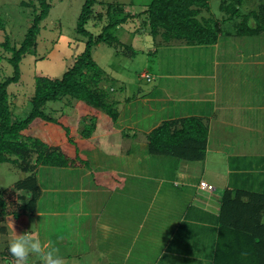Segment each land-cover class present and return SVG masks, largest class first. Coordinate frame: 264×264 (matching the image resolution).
Returning <instances> with one entry per match:
<instances>
[{
    "label": "rangeland",
    "instance_id": "rangeland-1",
    "mask_svg": "<svg viewBox=\"0 0 264 264\" xmlns=\"http://www.w3.org/2000/svg\"><path fill=\"white\" fill-rule=\"evenodd\" d=\"M100 1L101 3L94 8V15L95 17L101 15L102 20H90L87 23V29L93 31V33H99L102 27L108 23V13L115 19H121L129 14L131 16H128L126 23L114 27L110 30V33L121 43L131 46L137 54L134 57L117 54L105 44H99L92 48L93 59L108 75L118 81L115 88H111L109 84L106 86L110 90L108 101H116L112 105V109L117 111L118 117L113 121L105 111H99L96 128L91 137L95 136L96 139L100 140L108 136L111 138L107 137L108 140H113L112 143H115V145L111 147L109 143L108 146L95 148L88 153L87 156L92 166L89 168L93 170L94 168H102L103 164L112 168L122 167L128 171H133L135 178L148 179L150 185H146L148 187L144 193L134 195L133 200H136V204H132L127 198V202L131 203V205H128L131 209L127 211L125 219L117 211L120 208L116 209L115 205H113L114 208L107 207L100 221L93 219L91 223L92 231H94L98 243L105 239V247L101 252L106 257L111 259L117 257L116 260L119 264H149L150 261L145 258L142 262L137 263L138 258L141 257L137 251L138 247H136L139 246L140 240L138 242L134 240L139 227L142 228L144 225L151 224L148 218L142 216L144 206L147 205L144 203L143 198L156 197L157 177L162 175V171L169 175L172 174L178 168L177 164L180 161L171 157L153 156L147 152L146 135L157 127V118H159L161 112V110L157 112V86L166 85L164 83L166 77H161V75H171L189 70L195 71L200 67L202 69L204 59H208L205 63L209 61L206 53H213L216 49L211 46H203L201 53L198 52L197 54L193 50H184V44L181 42L172 40L165 44L161 43L162 40L159 36L152 37L148 34L147 27L144 24L145 16L141 15L139 17L138 14L139 11H143L145 5L151 0ZM130 1L132 5L129 4ZM23 2H26L27 5H22ZM47 3L50 4V10L47 17L39 25V32L35 40L36 44L20 62L21 76L19 82L11 84L7 88L10 95L9 102L13 119H23L30 111L29 98L34 92L35 78L38 76L51 79L60 77L67 67L72 64L74 57L80 54L85 46L87 38L75 31L84 0H47ZM220 3L221 0H210V12L214 19L222 21L227 16L221 11ZM261 3H264V0H242V4L238 6L239 13L243 14L256 10ZM37 5V0H0V79L12 74V68L7 62L10 53L5 50L2 43L7 37L11 44L19 45L33 20V6L37 7ZM109 5L111 7L108 12ZM203 15L208 16L207 13ZM95 24L96 26L92 28L91 26ZM222 29L224 32L230 31L231 35L221 38L223 40H221V44L219 43V54L224 57L228 56L235 61L222 62L225 63V66L219 67L221 72L225 71V68H230L232 72L235 71L230 76V78L232 77V84L230 83L231 85H228L227 88L237 89L236 91L242 92L245 95L244 99H246L249 97V93L251 95V91L258 85L257 83H259L258 87L260 88L264 85V33L254 37L236 36L232 21L225 23ZM199 62L201 66L198 65ZM210 67L213 68L214 66L211 65ZM205 68L210 70L209 65H206ZM237 76L239 77L237 78ZM101 85L105 87V85ZM254 95L256 98L257 94ZM262 96L264 97V94L260 93L257 99ZM255 98H252L253 101L256 100ZM81 104L76 100L64 99L61 103L51 104L53 105L51 107L57 110V116L61 113L66 114V123L79 132L83 128L80 122L82 117L78 113ZM171 104L172 113L176 111L177 116H180V113L177 112V109H179L178 102H172ZM181 106L183 107L185 104L181 103ZM188 108L186 107V109ZM221 113H217L218 116ZM128 150H131V155L127 157L126 151ZM104 157L113 158L115 161L103 162L102 158ZM81 171L83 173L85 170L82 169ZM77 173L78 169L39 167L36 171V179L39 184H68L74 181V176ZM64 174L67 175L65 180L63 179ZM26 176L12 164H0V191L12 187L15 182ZM86 177L87 175H83V178ZM262 178L263 176L259 177V185L257 184V186L260 189L255 187L256 191L264 192V187L262 188L261 185ZM131 188L136 189L134 186ZM248 188L249 186L245 189ZM131 190L129 193H126L127 191L120 192L115 197L133 198L131 194L135 191L132 190V192ZM70 195L68 194V197ZM65 196L66 194L58 196L57 192L56 194L49 193L46 200L41 201L40 209L65 207L62 202ZM124 205L123 203L122 206ZM145 214L148 216L149 212ZM50 215L45 216V219H43V215H35L34 219L30 220L31 226L29 225L27 229L30 238L40 239L42 243H44V240L50 241L51 245L56 248L63 247L64 252L67 246L59 245V242L68 236L69 221L65 224L63 217ZM144 222L145 224H143ZM99 224L108 229L113 228V230L107 231L105 238L101 237L100 234L106 229L99 228ZM24 232V229H22L20 235H25ZM62 232H64V235ZM142 238H144V234L139 235V239ZM117 239L118 242L116 243ZM8 240L9 234L6 233L2 236V244L7 245ZM119 243L123 244L122 247L116 246ZM100 247L102 248L103 245H100ZM128 249L130 250L126 252L125 250ZM83 251H86V247ZM60 255L63 256L62 252ZM68 262V259L62 260V264H69ZM9 263L14 264L12 258L8 261L0 260V264ZM70 263L80 264L75 258ZM32 264H41V262L33 258Z\"/></svg>",
    "mask_w": 264,
    "mask_h": 264
},
{
    "label": "trees",
    "instance_id": "trees-1",
    "mask_svg": "<svg viewBox=\"0 0 264 264\" xmlns=\"http://www.w3.org/2000/svg\"><path fill=\"white\" fill-rule=\"evenodd\" d=\"M100 3V0H84L75 28L76 33L87 38L83 51L74 57L60 77L35 78L34 92L29 98L31 109L23 119H13L7 88L19 82L20 62L35 46L39 25L49 13L47 0H37V7L33 6V20L18 46L11 44L7 37L2 43L10 53L7 62L12 74L0 79V164H12L27 175L12 187L0 191L2 261L11 258L7 245L2 244V236L7 233L5 218L31 217L36 212L41 195L36 179L38 168H89L88 140L96 128L99 111H105L113 121L118 117L117 111L112 109L116 101H108L110 90L106 88L108 84L115 88L118 81L93 59L92 48L105 44L114 53L129 57H134L137 52L110 33L114 27L126 23L131 16L129 14L115 19L108 13V23L99 33L87 29L90 20H102L101 15H94V8ZM241 4L242 0H221L220 9L227 16L222 21L212 17L210 0H151L138 16H145L148 34L159 36L161 43L173 40L189 47L212 46L219 39L231 35L230 31L222 29L230 21L236 36L254 37L264 33V3L243 14L238 8ZM205 13L208 16L203 15ZM64 99L82 103L78 113L82 117L83 128L79 132L66 123V114L57 116V110L51 107V104L61 103ZM208 130L204 119L198 116L163 121L146 135L147 152L185 162H202ZM111 174L107 176L105 172L94 171L91 176L97 186L111 189L108 182L111 179L113 188H122L124 183L119 176ZM215 223L217 232L209 264H264V192L225 189Z\"/></svg>",
    "mask_w": 264,
    "mask_h": 264
},
{
    "label": "crops",
    "instance_id": "crops-1",
    "mask_svg": "<svg viewBox=\"0 0 264 264\" xmlns=\"http://www.w3.org/2000/svg\"><path fill=\"white\" fill-rule=\"evenodd\" d=\"M129 4L132 5V2L130 1ZM221 40L223 39H219L215 45L211 46L215 47V52L206 53L209 61L205 63L208 59H204L202 69L200 67L195 71L161 75V77H166L164 81L166 85L157 86V112L161 110L157 118V126L166 120L189 116L201 117L209 129L207 148L205 159L202 162L178 161V168L172 174L169 175L162 171V175L157 177V196L149 199L143 198L147 205L144 206L142 216L148 218L151 224L139 227L138 233L134 236L136 242L140 240L139 246H136L138 254L141 255L137 263L145 258L150 261L149 264H209L217 232L215 219L219 213L223 191L225 189H245L248 186L247 190L253 191L255 187L260 189L257 186L260 176H263L261 185L262 188L264 187V97L257 99L260 93L264 94V85L260 88L257 83L251 95L250 93L248 95L250 98L246 99L242 92L236 91L237 89L227 88L232 84L230 76L235 71L232 72L230 68H225V71L221 72L219 66H225V61L235 60L219 54ZM184 47V50H193L198 54L203 46L184 45ZM204 63L205 66L209 65L210 70L205 68ZM198 65L201 66L200 62ZM211 65L214 67H210ZM252 98L256 100L253 101ZM172 102H178L177 112L180 116H177L176 111L172 113ZM181 103L185 106L182 107ZM186 107L189 108L186 109ZM219 112H222L220 116L217 114ZM74 136L77 137L76 134ZM107 137L100 140L95 136L91 137L88 140L87 155L95 148L108 146L109 143L111 147H114L113 140H108L111 138ZM126 155L130 156L131 150L126 151ZM102 160L106 163L109 160L115 161L110 157H104ZM82 169L85 170L83 173ZM94 171L105 172L107 176L111 173L119 176V180L124 183L122 188H113V181L105 178L106 176L104 179L111 184V189L107 186L95 185L91 176ZM83 175L87 177L83 178ZM66 177L67 175L64 174L63 179L65 180ZM201 181L212 185L213 189L211 191L202 190L199 187ZM149 183L148 179L135 178L133 171L122 167H108L106 164L94 170L79 168L74 181L68 184L38 183L41 195L37 202V214L31 217L20 216L17 219L11 216L6 217L5 225L9 239L14 236L13 230L17 235H20L22 229L25 231L24 234L29 233L27 229L29 225L31 226L30 220L34 219L35 215H43L45 219V216L54 214L63 217L65 224L69 221L68 236L59 242V245L67 246V248L63 252V247H57L59 254L61 252L63 254L62 260L68 259L69 264L74 258L80 264H119L117 257L111 259L102 254L105 239L97 242L91 223L93 219L100 221L106 208L113 207V205L116 209L120 208L117 211L125 219L127 211L131 209L128 205L136 204V200H133L134 195L144 193ZM133 186L135 190L131 188ZM130 188L135 191L131 194L133 198L115 197L123 191L129 193ZM56 192L58 196L66 194L62 201L65 207L41 210V201L46 200L49 193L56 194ZM68 194L74 197L71 195L68 197ZM127 198L131 203L127 202ZM123 203L124 206H122ZM148 212L147 216L145 213ZM98 227L106 229L104 231L100 229L102 231L100 236L104 238L107 231L113 230V228L108 229L100 224ZM62 234L64 235V232ZM142 234L144 238L139 239V235ZM44 242L47 241L44 240ZM100 245L103 247L101 248ZM122 245L119 243L116 246L122 247ZM84 247L86 251H83Z\"/></svg>",
    "mask_w": 264,
    "mask_h": 264
},
{
    "label": "clouds",
    "instance_id": "clouds-1",
    "mask_svg": "<svg viewBox=\"0 0 264 264\" xmlns=\"http://www.w3.org/2000/svg\"><path fill=\"white\" fill-rule=\"evenodd\" d=\"M14 236L7 242V251L14 264H32L33 258L41 264H62L59 249L51 245L50 241L42 243L40 239L30 238V233Z\"/></svg>",
    "mask_w": 264,
    "mask_h": 264
},
{
    "label": "built area",
    "instance_id": "built-area-1",
    "mask_svg": "<svg viewBox=\"0 0 264 264\" xmlns=\"http://www.w3.org/2000/svg\"><path fill=\"white\" fill-rule=\"evenodd\" d=\"M199 187L202 190L211 191L213 189L212 185L207 184L206 182L201 181Z\"/></svg>",
    "mask_w": 264,
    "mask_h": 264
}]
</instances>
